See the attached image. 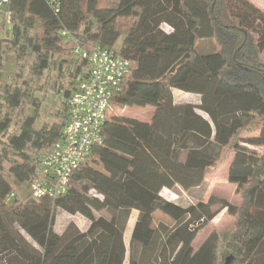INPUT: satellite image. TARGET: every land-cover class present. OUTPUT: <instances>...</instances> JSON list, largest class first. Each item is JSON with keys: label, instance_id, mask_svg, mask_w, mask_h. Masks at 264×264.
<instances>
[{"label": "trees", "instance_id": "16d2710c", "mask_svg": "<svg viewBox=\"0 0 264 264\" xmlns=\"http://www.w3.org/2000/svg\"><path fill=\"white\" fill-rule=\"evenodd\" d=\"M99 4L9 0L4 9L0 264H123L131 210L137 216L130 247L139 249L129 264H264V11L250 0H117L112 10L128 22L120 35L102 27ZM204 41L212 50H201ZM77 46L115 49L129 60L111 108L150 107L152 113L147 122L111 114L101 144L71 174L65 195L21 199L18 189H28L60 140L67 101L88 76ZM6 66L11 70L4 75ZM173 91L198 96L199 104L176 103ZM48 94L60 101L43 113L38 96ZM11 129L18 134L5 141ZM229 154L226 180L239 202L222 207L233 222L193 251L196 233L214 216L211 201L181 207L159 193L200 188ZM56 210L80 215L88 229L70 223L55 233ZM103 210L114 214L94 217ZM155 211L174 226L151 228Z\"/></svg>", "mask_w": 264, "mask_h": 264}, {"label": "built area", "instance_id": "2783aa9c", "mask_svg": "<svg viewBox=\"0 0 264 264\" xmlns=\"http://www.w3.org/2000/svg\"><path fill=\"white\" fill-rule=\"evenodd\" d=\"M8 3L9 0H0V17L6 23L9 14H5L4 9ZM75 53L87 61L88 76L79 81L67 101L66 124L60 140L41 159L37 176L28 183L29 197L36 201L65 195L71 174L85 163L91 149L101 144L110 102L120 92V83L130 71V61L119 56L115 49L77 46Z\"/></svg>", "mask_w": 264, "mask_h": 264}, {"label": "rangeland", "instance_id": "374dc122", "mask_svg": "<svg viewBox=\"0 0 264 264\" xmlns=\"http://www.w3.org/2000/svg\"><path fill=\"white\" fill-rule=\"evenodd\" d=\"M117 0H99V7L102 11L97 13L98 20L102 24L104 29L115 30L118 31L120 35H123L128 22L127 19L117 18L114 14L112 8L114 7ZM253 4H255L259 9L264 11V0H250ZM4 18H0V24L2 23ZM9 26L5 25L4 29H8ZM165 31L168 30L167 27H162ZM212 43L210 41H204L201 44V50L207 51L212 50ZM262 58L264 59V50L262 52ZM11 69L9 67H5L4 75L9 72ZM39 99H43L42 112L47 113L55 104L60 101L59 98H55L53 95L48 94L44 98L42 96H38ZM173 99L176 103L181 102H191L192 104H196L198 101V97L194 95H187L185 93H179L178 91H173ZM152 113V108H138V107H124L120 109L111 108L109 116L111 114H115L118 117H125L130 119H135L141 122H147ZM64 114V113H63ZM62 115V114H61ZM66 117V113H65ZM51 122V121H50ZM18 134V130L11 129L8 135L5 138V141L13 135ZM232 154H229L226 161L222 163L214 172L211 174H207L205 176L203 184L200 188L191 189L189 191H184L180 187H175L173 189H165L160 194L162 199L170 201L176 205L181 207H187L189 205L196 204L197 202L208 203L211 201L210 212L214 213L213 218L206 223L201 229L198 230L194 237L195 242H204V238L207 234L210 235L213 231H220L226 227H229L233 222V217L227 214L226 209H223V202H228L231 205H237L238 196L235 194L236 187L233 184H229L227 182V170L229 164L228 161L231 160ZM8 168V165H5ZM96 170L102 171L100 166H94ZM78 188V187H77ZM79 189V188H78ZM18 194L21 199H30L28 189L26 185L21 186L18 189ZM159 194V195H160ZM114 212L110 210H103L99 212H94L93 215L95 218H104L105 220H109L113 216ZM137 212L135 210H131L128 218L126 219L124 233H123V243L125 245V254L123 264H129L130 258L137 259L136 255L139 249L138 245H134L132 248L130 247V235L133 229L134 223L136 221ZM72 223L76 229L81 232H84L88 229L89 222L81 217L80 215H69L61 210H56L54 215V225L53 231L57 234L63 232L65 227ZM174 226V221L161 213L160 211H155L152 215V224L151 228L157 229L158 227H166L171 229ZM158 228V229H159ZM24 235V234H23ZM203 240V241H202ZM202 241V242H201ZM199 243V244H200ZM192 244V243H191ZM192 247V246H191Z\"/></svg>", "mask_w": 264, "mask_h": 264}, {"label": "crops", "instance_id": "0c3cea01", "mask_svg": "<svg viewBox=\"0 0 264 264\" xmlns=\"http://www.w3.org/2000/svg\"><path fill=\"white\" fill-rule=\"evenodd\" d=\"M179 93H183V92H180V91H178ZM186 94V93H185ZM187 95H190V94H187ZM195 96V95H194ZM196 97H198V96H196ZM199 98V97H198ZM178 103H181V102H178ZM196 104H199V99H198V101H197V103ZM232 156V155H231ZM228 162H230V161H228ZM227 165H229L228 163H227ZM225 170H228L227 168L225 169ZM235 186V185H234ZM163 190H165V189H162L161 191H160V193L163 191ZM159 193V194H160ZM160 196H162V194H160ZM167 201V200H166ZM238 201H239V199H238ZM170 202V201H169ZM237 205H238V203H237ZM237 205H234V206H237ZM208 236H207V234H206V236H205V238H204V240L207 238ZM203 241V240H202ZM201 241V242H202ZM200 242H195L194 243V240L192 241V244H191V246H192V249H193V251H196L200 246H201V244L203 243H200Z\"/></svg>", "mask_w": 264, "mask_h": 264}]
</instances>
